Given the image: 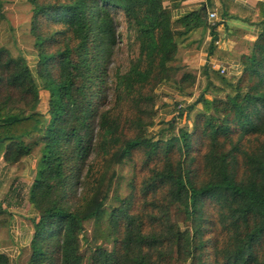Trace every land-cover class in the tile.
Returning a JSON list of instances; mask_svg holds the SVG:
<instances>
[{"label":"trees","instance_id":"1","mask_svg":"<svg viewBox=\"0 0 264 264\" xmlns=\"http://www.w3.org/2000/svg\"><path fill=\"white\" fill-rule=\"evenodd\" d=\"M30 2L35 67L0 48V163L40 152L28 264H264V1L249 17L262 28L243 73L206 64L202 94L153 133L158 87L197 79L179 64L165 0ZM121 43L128 60L114 67ZM198 105L192 128L179 127ZM125 163L136 170L130 193L108 206ZM0 264L17 262L0 252Z\"/></svg>","mask_w":264,"mask_h":264},{"label":"rangeland","instance_id":"2","mask_svg":"<svg viewBox=\"0 0 264 264\" xmlns=\"http://www.w3.org/2000/svg\"><path fill=\"white\" fill-rule=\"evenodd\" d=\"M2 1L4 3L5 17L0 25V48L4 47L10 50L15 57L24 56L28 60L31 67L34 68L36 64L35 60L37 51L34 45V36L31 32L34 14L33 5L30 0ZM121 28H125V25L122 24ZM219 44L220 41L218 40L217 45ZM119 46L120 47L115 50L113 59L114 67L125 66L129 56L128 51L125 48V44L121 43ZM209 49L210 45L208 47V52ZM205 50H207V48L203 49L202 46L196 47V45L193 44L189 47H182L179 51V64L186 71L195 74L197 79L192 87H189L188 89L185 88V90L181 91L179 87L172 82L164 83L158 87V98L155 107L157 116L155 126L151 129L152 133L158 132V130L168 121L174 117H178L181 108L182 110L186 109L188 105H190L200 94H202L206 84L205 76L203 74L204 66L206 64L211 65L216 61L215 59L212 60L210 56L207 57L206 55H202V51ZM225 66L228 68L229 64H226ZM211 68L214 69L212 66ZM228 71L230 70L228 69ZM206 96L211 98L209 93ZM40 97L41 104L39 107L42 112H47L49 92L41 89ZM167 108H169V113L165 112ZM201 108L202 105H198L191 113L185 110L181 119L176 118V121L179 122V127L192 128L194 115ZM39 158L40 152L37 148L32 156L25 158L23 162L17 164L15 171L7 165L4 166V169L1 171L2 173L7 172V177L10 179V181L7 179L10 184L9 189L0 194L2 205H8L6 202L8 196L13 197V200H17L18 204L11 208L13 210V215L8 207L6 209L3 208L7 210V213L4 214L2 218L0 217V219L4 220L0 226V251L10 248V251L8 252L13 257L15 256L14 258H16L15 262H17V264H28V259L31 254L30 242L34 233V220L32 219L34 216H27L26 214L29 212V210L27 211V208L30 202V183L35 179L34 172L36 171ZM32 166L34 167V170L30 172L29 169ZM115 169L118 172L120 179L112 188L108 206L117 204L114 200L116 192H118L121 197H125L130 193V181L134 178L136 171L135 167L131 163L118 165ZM24 173L28 176L24 177ZM9 213H11V216H8ZM172 216H174V219L182 226L187 224L185 214L179 210L178 207H174L172 209ZM93 230L94 224L90 221L86 224V232L89 236H91ZM173 264L189 263L176 260Z\"/></svg>","mask_w":264,"mask_h":264},{"label":"crops","instance_id":"3","mask_svg":"<svg viewBox=\"0 0 264 264\" xmlns=\"http://www.w3.org/2000/svg\"><path fill=\"white\" fill-rule=\"evenodd\" d=\"M260 1L264 0H165L174 20L172 22L173 32L180 37L179 51L182 47H189L193 44L196 47L202 46L203 49L207 48V50L202 51V55L210 56L212 60L215 59L225 65L229 64L230 74L241 75L244 69L241 58L244 54L250 52L261 33L262 27L258 23L249 20L250 14L256 10ZM199 10V20H191L188 23L181 21L187 14ZM211 12L217 14L215 30L219 34L220 44H216L214 51L209 53L208 47L212 43V27H215L209 21ZM165 112L169 113V108ZM4 166L6 164L0 163V194L6 192L10 187L7 172H1ZM7 166L13 168L14 171L17 167V165ZM32 170H34L33 166L30 167L29 171L32 172ZM25 173L23 176L27 177L28 175H25ZM35 175L36 171L34 172V178ZM6 202L8 205L4 206L3 204V208L8 207L13 215L11 208L18 204L17 200H13V197L8 196ZM28 205L27 211L29 210V212L26 215L36 216L37 213L30 202ZM8 251H10V248L0 252L7 254L12 262H15V256L10 255Z\"/></svg>","mask_w":264,"mask_h":264},{"label":"built area","instance_id":"4","mask_svg":"<svg viewBox=\"0 0 264 264\" xmlns=\"http://www.w3.org/2000/svg\"><path fill=\"white\" fill-rule=\"evenodd\" d=\"M216 17H217V14L215 12H211L209 14V21L212 23L211 25H213V26H215V24H216ZM216 43L218 44V41ZM211 66L223 74H230V71H228L229 68H226V66L223 63H221L220 61L218 62L216 60L215 62H213V64H211Z\"/></svg>","mask_w":264,"mask_h":264}]
</instances>
